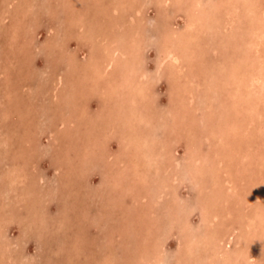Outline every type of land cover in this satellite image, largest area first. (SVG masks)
<instances>
[{"label":"rangeland","instance_id":"obj_1","mask_svg":"<svg viewBox=\"0 0 264 264\" xmlns=\"http://www.w3.org/2000/svg\"><path fill=\"white\" fill-rule=\"evenodd\" d=\"M261 17L264 0H0V264H264Z\"/></svg>","mask_w":264,"mask_h":264},{"label":"bare ground","instance_id":"obj_2","mask_svg":"<svg viewBox=\"0 0 264 264\" xmlns=\"http://www.w3.org/2000/svg\"><path fill=\"white\" fill-rule=\"evenodd\" d=\"M164 1V0H163ZM159 2H160V0H159ZM234 3V2H233ZM229 5H231V4H228V6ZM234 6H235V4H234ZM201 7V6H200ZM241 8V7H240ZM257 8H259V7H257ZM263 8V7H262ZM194 9V8H193ZM228 9V8H227ZM238 10V9H237ZM261 11H263V10H261ZM211 13V12H210ZM213 13V12H212ZM231 13V12H230ZM263 13V12H262ZM253 14V13H252ZM252 14H250V15H252ZM197 15V14H196ZM232 15H234V14H232ZM231 15V16H232ZM258 15V14H257ZM228 16H229V14H228ZM217 18V17H216ZM225 18V17H224ZM235 18V17H234ZM261 18H264V17H261ZM195 19V18H194ZM235 19H237V18H235ZM242 19V18H241ZM189 20V19H188ZM211 20V19H210ZM220 20V19H219ZM264 20V19H263ZM214 21V20H213ZM231 21V20H230ZM195 22H196V20H195ZM199 21H197V23H198ZM228 22V21H227ZM234 22H235V20H234ZM249 22V21H248ZM236 23V22H235ZM256 23V22H255ZM254 23V24H255ZM226 24V23H225ZM253 23H252V21H251V25H252ZM262 24V23H261ZM260 24V25H261ZM202 25V24H201ZM222 25V24H221ZM228 25V24H227ZM258 25V24H257ZM226 26V25H225ZM232 26V25H231ZM249 26V25H248ZM255 26V25H254ZM200 27V26H199ZM234 27V26H233ZM251 27V26H250ZM264 27V26H263ZM263 27H261V28H263ZM259 28V27H258ZM193 29V28H192ZM248 29H249V27H248ZM253 29H255V28H253ZM260 29V28H259ZM189 30V29H188ZM250 30H251V28H250ZM191 32V31H190ZM201 32V31H200ZM188 33V32H187ZM193 33V32H192ZM224 33V32H223ZM262 33H264V32H262ZM252 34V33H251ZM255 34V33H254ZM259 34H260V32H259ZM193 35V34H192ZM258 35V34H257ZM166 36V35H165ZM251 37V36H250ZM258 38V37H257ZM187 39H188V37H187ZM228 39V38H227ZM251 39V38H250ZM259 39V38H258ZM229 40V39H228ZM252 40V39H251ZM230 41V40H229ZM245 41V40H244ZM106 42V41H105ZM170 42V41H169ZM188 43H189V41H188ZM234 43V42H233ZM179 44V43H178ZM183 45V44H182ZM188 45V44H187ZM236 47V46H235ZM240 47V46H239ZM110 49V48H109ZM124 49V48H123ZM237 49V48H236ZM118 50V49H117ZM125 50V49H124ZM173 50H175L176 51V49L175 48H173ZM173 50H171V49H165L164 50V55H163V61H166V60H170L171 59V61L173 62V61H178V59H177V57L175 56V54H174V52H173ZM178 50V49H177ZM193 52V51H192ZM237 52V51H236ZM238 52H241V51H238ZM191 54V53H190ZM238 55V54H237ZM235 56V55H234ZM240 56V55H239ZM110 57V56H109ZM237 57V56H236ZM252 57V56H251ZM90 58V57H89ZM90 59H92V58H90ZM119 59V58H118ZM240 59V58H239ZM242 59V58H241ZM244 59V58H243ZM242 59V60H243ZM112 60V59H111ZM93 61V60H92ZM125 62H126V60H125ZM235 62H236V60H235ZM112 63H114V62H112ZM231 63H233V62H231ZM239 63V62H238ZM94 65V64H93ZM99 65H102V64H99ZM115 65V64H114ZM172 65V64H171ZM264 65V64H263ZM238 66H239V64H238ZM241 66V65H240ZM254 66V65H253ZM256 66V65H255ZM91 67H93V66H91ZM95 69H96V67H94ZM173 68H174V66H173ZM97 69H99V67L97 68ZM264 70V69H263ZM239 71V70H238ZM237 71V72H238ZM240 71H241V69H240ZM242 72V71H241ZM240 72V73H241ZM257 72V71H256ZM125 74V73H124ZM239 75V74H238ZM253 75V74H252ZM126 76V75H125ZM247 76V75H246ZM251 76V75H250ZM249 76V77H250ZM264 76V75H263ZM261 77V76H260ZM138 78V77H137ZM153 78V77H152ZM246 78V77H245ZM251 80V79H250ZM154 81V80H153ZM146 82V81H145ZM247 83V82H246ZM152 84V83H151ZM155 86V85H154ZM145 87V86H144ZM143 88V87H142ZM154 89H155V87H154ZM136 91V89L135 88H133L131 91ZM170 90V89H169ZM259 90V89H258ZM138 91V90H137ZM140 91V90H139ZM167 91V90H166ZM250 91H251V89H250ZM143 92H144V90H143ZM253 92V91H252ZM139 93V92H138ZM142 93V92H141ZM242 93V92H241ZM143 94V93H142ZM161 94V93H160ZM242 94H245V93H242ZM54 95V94H53ZM138 95V94H137ZM140 96V95H139ZM257 96H258V94H257ZM137 97V96H136ZM250 97V96H249ZM263 98V97H262ZM258 99V98H257ZM55 100V99H54ZM251 100V99H250ZM135 101V100H134ZM139 101V100H138ZM141 101V100H140ZM259 101V100H258ZM131 102H132V99H131ZM237 102H238V100H237ZM236 102V103H237ZM247 102V101H246ZM258 103V102H257ZM259 103H261V101L259 102ZM130 104H132V103H130ZM136 101L134 102V105L136 106ZM253 105V104H252ZM255 105V104H254ZM132 106V105H131ZM135 106H132V107H135ZM236 106H239V105H236ZM129 108H130V106H129ZM256 108V107H255ZM135 109V108H134ZM142 110V109H141ZM252 110V109H251ZM239 111V110H238ZM258 111V110H257ZM133 113V112H132ZM149 116H150V113L148 112L147 113ZM129 115V114H128ZM135 115V114H134ZM146 115V114H145ZM220 115V114H219ZM132 116V115H131ZM136 116V115H135ZM138 116V115H137ZM141 117H138V119H140ZM147 118V117H146ZM157 118V117H156ZM238 118V117H237ZM222 119V118H221ZM134 120H135V118H134ZM63 121V120H62ZM206 121V120H205ZM35 122V121H34ZM222 122V121H221ZM226 122V121H225ZM131 123V122H130ZM223 123V122H222ZM39 124V123H38ZM134 124V123H133ZM147 124V123H146ZM116 125V124H115ZM232 125V124H231ZM261 125V124H260ZM28 126V125H27ZM241 127H242V125H240ZM135 127V126H134ZM32 128V127H31ZM217 128V127H216ZM136 130H137V128H135ZM134 129V130H135ZM141 129V128H140ZM167 129V128H166ZM134 130H132L134 133H135V131ZM145 131V130H144ZM130 132V131H129ZM226 132V131H225ZM127 133H128V131H127ZM258 133V132H257ZM136 134H137V132H136ZM146 135L147 134V132L146 133H143V135ZM123 135V134H122ZM144 135V136H145ZM206 135V134H205ZM263 135V134H262ZM261 135V136H262ZM128 136H130V135H128ZM127 136V137H128ZM138 136V135H137ZM171 136V135H170ZM184 136V135H183ZM119 137V136H118ZM134 137V139H135V136H133ZM132 137V138H133ZM141 137H142V135H141ZM146 137V136H145ZM122 138V137H121ZM130 138H131V136H130ZM147 138V137H146ZM170 138V137H169ZM173 138V137H172ZM219 138V137H218ZM207 139V138H206ZM222 139V138H221ZM132 140V139H131ZM136 140L138 141V139H137V137H136ZM208 140V139H207ZM229 140V139H228ZM232 140V139H231ZM9 141V140H8ZM118 141V140H117ZM130 141V140H129ZM136 141V142H137ZM217 141V140H216ZM219 141V140H218ZM233 141V140H232ZM231 141V142H232ZM253 141V140H252ZM131 143H132V141H130ZM135 142V141H134ZM136 142H135V144H136ZM138 142H140V141H138ZM137 142V143H138ZM141 143V142H140ZM236 143V142H235ZM244 143V142H243ZM94 145H96L95 143H93ZM92 144V145H93ZM144 144V143H143ZM219 144V143H218ZM263 144V143H262ZM91 145V144H90ZM129 145V144H128ZM131 145V144H130ZM133 145V144H132ZM137 145V144H136ZM140 145V144H139ZM141 146V145H140ZM120 147V146H119ZM153 147V146H152ZM138 148H140V147H138ZM12 149V148H11ZM10 149V150H11ZM141 149V148H140ZM139 151V150H138ZM143 151V150H142ZM190 151V150H189ZM198 151V150H197ZM123 152V151H122ZM140 152V151H139ZM30 153V152H29ZM192 153H193V151H192ZM105 154H107V153H105ZM116 154V153H115ZM210 154V153H209ZM252 155V154H251ZM131 156H132V154H131ZM208 156H210V155H208ZM207 156V157H208ZM236 156V155H235ZM234 156V157H235ZM194 157V156H193ZM199 157V156H198ZM202 157V156H201ZM106 158V160H107V158L108 157H105ZM130 158V157H129ZM134 158V157H133ZM132 158V159H133ZM156 158V157H155ZM173 158V157H172ZM204 158V157H203ZM109 159H110V157H109ZM193 159V158H192ZM197 159V158H196ZM250 159V158H249ZM173 160V159H172ZM198 160V159H197ZM196 160V161H197ZM149 161H153V160H149ZM194 161V160H193ZM196 161H195V164H196ZM119 162V161H118ZM206 162V161H205ZM249 162V161H248ZM156 163V162H155ZM193 163V162H192ZM249 164V163H248ZM226 165V164H225ZM126 166V165H125ZM158 166V165H157ZM193 166V165H192ZM232 166V165H231ZM230 166V167H231ZM189 168H191L190 166H188ZM194 167V166H193ZM196 167H197V165H196ZM237 167V166H236ZM243 167V166H242ZM20 169V168H19ZM145 169V168H144ZM233 169H236V168H233ZM201 170V169H200ZM192 171H194V170H192ZM191 171V172H192ZM232 171V170H231ZM235 171V170H234ZM17 173H19L18 171H16ZM15 172V173H16ZM74 172V171H73ZM226 172V171H225ZM14 173V172H13ZM228 173V172H227ZM240 174V173H239ZM238 174V175H239ZM11 175H12V172H11ZM16 176L18 175V174H15ZM28 175V174H27ZM22 176V174L20 175V177ZM190 176V175H189ZM209 176V175H208ZM230 176V175H229ZM124 177V176H123ZM127 177V176H126ZM174 177V176H173ZM261 177V176H260ZM259 177V178H260ZM120 178V177H119ZM14 179H16V178H14ZM87 179V178H86ZM104 179V178H103ZM172 179V178H171ZM207 179V178H206ZM19 180V179H18ZM204 180V179H203ZM17 181V180H16ZM181 181H183V180H181ZM187 181V180H186ZM261 181V180H260ZM169 182H170V180H169ZM237 182V181H236ZM16 183V182H15ZM59 183V182H58ZM102 183V182H101ZM263 183V182H262ZM126 185V184H125ZM263 186H264V184H263ZM152 187V186H151ZM264 188V187H263ZM223 189V188H222ZM90 190V189H89ZM94 190V189H93ZM226 191V190H225ZM92 193H93V191H92ZM115 193V192H114ZM262 193V192H261ZM206 194V193H205ZM226 194V193H225ZM264 194V193H263ZM262 194V195H263ZM99 195V194H98ZM118 195V194H117ZM223 196V195H222ZM259 196H261L260 194H259ZM264 196V195H263ZM61 197V196H60ZM94 197V196H93ZM143 197V196H142ZM221 197V196H220ZM98 198V197H97ZM256 198V197H255ZM258 198V197H257ZM260 198V197H259ZM250 199H251V197H250ZM247 200H249L248 198H247ZM113 201V200H112ZM160 201H162V200H160ZM225 201V200H224ZM250 201V200H249ZM253 201V200H252ZM109 202H111V201H109ZM247 202V201H246ZM251 202V201H250ZM226 203V202H225ZM248 203V202H247ZM156 205V204H155ZM200 205V204H199ZM216 206V205H215ZM175 207V206H174ZM76 208V207H75ZM205 208V207H204ZM258 208V207H257ZM256 208V209H257ZM106 209V208H105ZM107 209H110V208H107ZM125 209V208H124ZM206 209V208H205ZM261 210H263L262 208H260ZM129 210V209H128ZM261 210H259V211H261ZM109 211V210H108ZM111 211V210H110ZM127 211V210H126ZM180 211V210H179ZM133 212V211H132ZM258 212V211H257ZM256 212V213H257ZM262 213V212H261ZM121 215V214H120ZM254 215H255V213H254ZM127 216V215H126ZM133 216V215H132ZM246 216V215H245ZM258 216V215H257ZM130 217H131V215H130ZM134 217V216H133ZM214 217H217V216H215L214 215ZM226 217V216H225ZM229 217V216H228ZM210 218V217H209ZM94 219V218H93ZM249 219V218H248ZM220 220V219H219ZM231 220V219H230ZM135 221V220H134ZM146 221V220H145ZM212 221V220H211ZM210 221V222H211ZM96 222V221H95ZM136 222V221H135ZM222 222V221H221ZM140 223V222H139ZM218 223V222H217ZM205 225V224H204ZM251 225H252V223H251ZM249 226V225H248ZM205 227V226H204ZM213 227V226H212ZM250 228H251V226H249ZM110 228V227H109ZM118 228V227H117ZM129 228V227H128ZM261 230H262V228H261ZM190 231V230H189ZM122 232V231H121ZM263 232V231H262ZM205 233V232H204ZM133 234V233H132ZM258 234V233H257ZM224 236V235H223ZM121 237V236H120ZM228 237V236H227ZM205 238V237H204ZM224 238V237H223ZM229 238V237H228ZM82 239V238H81ZM215 239V238H214ZM218 239V238H217ZM226 239V238H225ZM141 241V240H140ZM155 244V243H154ZM158 244V243H157ZM224 244V243H223ZM72 245V244H71ZM121 245V244H120ZM245 247V246H244ZM249 247V246H248ZM133 248V247H132ZM128 249V248H127ZM220 249V248H219ZM153 250V249H152ZM194 250V249H193ZM255 251V250H254ZM223 252V251H222ZM147 254H148V252H147ZM157 254H160V253H157ZM239 254H241V253H239ZM239 254H238V256H239ZM152 255V254H151ZM151 255H150V257H151ZM247 255V254H246ZM253 255V254H252ZM252 255H249V258L247 259L248 261L249 260H252L253 259V257H252ZM148 256V255H147ZM146 256V257H147ZM154 256V255H153ZM217 256V255H216ZM149 256H148V258H146V259H148L149 260V258H150ZM155 257H157V256H155ZM159 257H161V256H159ZM142 258H144V257H142ZM154 258V257H153ZM163 258V257H162ZM145 259V260H146ZM151 260V259H150ZM149 260V261H150ZM158 260H159V258H158ZM162 260V259H161ZM217 260V259H216ZM163 261V260H162ZM147 262V261H146ZM146 262H145V264H146ZM161 262V261H160ZM250 262V261H249ZM155 263V262H154ZM254 263V262H253ZM156 264H157V262H156Z\"/></svg>","mask_w":264,"mask_h":264}]
</instances>
